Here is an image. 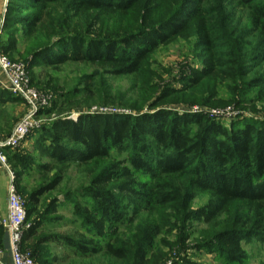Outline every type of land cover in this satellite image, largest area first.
<instances>
[{"label": "rangeland", "instance_id": "obj_1", "mask_svg": "<svg viewBox=\"0 0 264 264\" xmlns=\"http://www.w3.org/2000/svg\"><path fill=\"white\" fill-rule=\"evenodd\" d=\"M263 4L264 0H137L134 9L122 17L105 21L101 31L116 37L165 24L161 30L165 40L152 52L146 67L131 76H115L110 66L100 63L46 66L40 61L42 56L32 57V51L27 53L23 46V25L16 23L26 16L23 9L15 11L14 21L7 27L5 11L0 16V40L5 47L3 54L25 65L32 87L48 100V106L37 112L41 127L61 117L157 109L204 115L226 128L243 122L264 127V85L250 84L264 79V37L254 19V8ZM58 13L64 15L62 9ZM88 22L84 20L81 34L90 38L99 28L92 26L91 33L84 32ZM229 65H234L232 78L225 74ZM12 99L0 105V138L28 110L23 100L14 95ZM45 110L51 111L50 115H45ZM38 135L35 129L17 148L6 151L14 178L16 171L22 172L19 179L13 178V185L23 197L52 186L40 198L33 216L42 222L41 232L76 242L84 240L98 251L94 257L83 259L56 243L44 245L51 264H126L108 257L102 251L104 246L121 248L128 254L149 240L148 264H180L182 258L195 264H229L220 257L216 241L219 232L229 228V215L206 223L197 213L213 202L210 194L189 187L186 179L163 177L160 182L168 185L164 196L172 198L169 204L135 209L127 205L105 214L89 201L85 187L103 167L121 162L127 154L113 153L107 160L69 164L46 172L39 169L49 160L35 144ZM56 177L60 181L53 184ZM134 181L137 188L155 182L144 174H137ZM8 183L5 170L0 168V194L5 204ZM120 183L113 181L108 187L114 198L122 197L116 191ZM2 244L0 264H11L6 236ZM241 244L245 251L241 264H264V242L252 239Z\"/></svg>", "mask_w": 264, "mask_h": 264}, {"label": "trees", "instance_id": "obj_2", "mask_svg": "<svg viewBox=\"0 0 264 264\" xmlns=\"http://www.w3.org/2000/svg\"><path fill=\"white\" fill-rule=\"evenodd\" d=\"M136 3L137 0H7L3 21L7 27L14 21L17 9L27 13L16 22L23 25V46L27 53L32 51V57L42 56L40 61L46 66L100 63L110 66L115 76H131L146 67L152 52L165 40L161 34L165 24L116 37L105 36L101 31L105 21L122 17ZM60 9L63 16L58 13ZM254 19L264 37V4L254 8ZM84 20L89 21L84 32L91 33L92 26L99 28L90 38L81 34ZM0 45L5 54L1 40ZM233 69L234 65H229L227 77L235 75ZM250 84L264 85V79ZM12 100V94L0 88V105ZM44 113L50 115L51 111ZM38 130L35 144L49 160L39 169L46 172L69 164L82 166L107 160L113 153L127 154L121 162L103 167L85 187L89 201L105 214L127 205H133L134 209L142 205H167L172 198L164 196L168 185L160 182L161 178L186 179L189 187L212 197V203L197 210L204 222L229 215V228L219 232L216 239L225 262L242 263L245 259L242 241L264 242V127L243 122L231 123L226 128L204 115L157 109L131 114H82L76 119L61 117ZM7 150L11 149H5L4 154ZM13 161L17 162L16 156ZM21 174L16 171L14 179ZM137 174L155 182L137 188L134 181ZM54 180L53 184L60 181L57 177ZM113 181H121L116 187L121 198H114L108 189ZM15 188L18 190L17 185ZM50 188H40L26 197L20 194L25 200L28 224L22 246L41 264H51L42 247L52 243L61 245L74 257H94L98 251L87 241L76 242L41 232L42 222L33 216L37 214L40 198ZM236 206L240 207L234 213ZM3 237L5 232L0 227V248ZM149 244L150 240L144 241L128 254L111 245H105L102 251L126 264H148ZM180 264L195 263L182 258Z\"/></svg>", "mask_w": 264, "mask_h": 264}, {"label": "built area", "instance_id": "obj_3", "mask_svg": "<svg viewBox=\"0 0 264 264\" xmlns=\"http://www.w3.org/2000/svg\"><path fill=\"white\" fill-rule=\"evenodd\" d=\"M0 88L23 100L28 108L11 131L0 138V168L5 170L9 179L6 192L7 214L4 218L0 217V227L8 237L11 264H36L31 251L22 246L23 232L27 227L25 200L13 185L14 176L8 167L4 150L17 148L33 130L41 127L40 122L36 120L37 112L48 106V100L32 87L25 65L8 59L2 53L1 45Z\"/></svg>", "mask_w": 264, "mask_h": 264}, {"label": "crops", "instance_id": "obj_4", "mask_svg": "<svg viewBox=\"0 0 264 264\" xmlns=\"http://www.w3.org/2000/svg\"><path fill=\"white\" fill-rule=\"evenodd\" d=\"M7 0H0V16L3 15V12L5 11ZM7 214V207L6 204L2 200V195L0 194V217L4 218ZM6 236V234H5ZM7 246H8V238L6 236Z\"/></svg>", "mask_w": 264, "mask_h": 264}]
</instances>
